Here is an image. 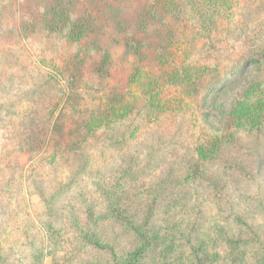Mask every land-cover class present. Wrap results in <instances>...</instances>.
<instances>
[{
    "label": "rangeland",
    "instance_id": "1",
    "mask_svg": "<svg viewBox=\"0 0 264 264\" xmlns=\"http://www.w3.org/2000/svg\"><path fill=\"white\" fill-rule=\"evenodd\" d=\"M38 1L0 0V264H110L83 241L101 222L103 236L121 252L132 245L122 228L101 220L105 193L111 191L128 211L141 215L153 201L150 193L169 174H175L178 203L171 264H193L188 239H180L192 218L201 220L204 264H260V208L247 211L252 231H236L220 217L210 194L198 189L191 170L197 176L219 172L222 165L205 155L221 144L230 161L250 169L260 163L264 167V124L247 131L226 126L240 89L206 93L208 77L196 83L178 75L188 66L210 64L212 58L202 51L201 41L191 39V20L175 15L177 36L168 51L173 61L166 64L150 48H145L146 60L138 63L126 54L121 37L115 35V43L108 39L110 63L104 74L99 51L83 54L59 36L21 33L28 12L24 6ZM223 7L225 16L213 38L217 49L211 51L230 68L249 49L264 47V0H229ZM90 124L94 128L85 145L82 136ZM81 155L88 159L87 174L76 187L64 188ZM130 155L145 174L132 186H122L118 176L129 166ZM224 181L231 182L229 189L235 182L243 191H256L237 179ZM59 191L50 216L43 198ZM225 234L237 243L224 240ZM192 244L198 249L194 239Z\"/></svg>",
    "mask_w": 264,
    "mask_h": 264
},
{
    "label": "trees",
    "instance_id": "2",
    "mask_svg": "<svg viewBox=\"0 0 264 264\" xmlns=\"http://www.w3.org/2000/svg\"><path fill=\"white\" fill-rule=\"evenodd\" d=\"M226 1L229 0H203L202 3L193 0H185L181 3H175V0H145L144 2L141 0H39L34 4L35 6L33 4L24 6V9L28 10L27 20L21 24L20 30L27 36L38 33L59 36L76 46L77 50L83 54L93 50L101 52L100 67L105 74L110 63L107 40L111 39L115 43V35L121 37L126 54L134 56L138 63L146 60L145 48H150L156 54L154 58L159 63L166 64L173 61L168 51L172 49L171 45L175 44L177 36L173 29L178 19L175 15L179 17L184 15L183 20L187 19V22L191 20L188 29L191 39L201 41L202 51L210 52L212 58L209 59L210 64L188 66L178 71V75L194 80L196 83L208 77L209 81L205 84L206 93L220 94L240 89L241 98L233 114L224 124L234 127L237 131L255 128L260 130L264 124V47L260 50L249 49L247 54L233 60L230 68L213 55L217 49L215 47L217 42L213 40L214 32L225 16L223 6ZM186 35L183 33V38H188ZM178 42L183 43L181 40ZM224 67L226 68L223 69ZM140 69V66L137 67V71ZM151 117L152 114H149L148 118ZM93 128L94 124H90L84 131L82 142L85 145L90 138L89 129L93 131ZM222 151L223 144L212 148L205 155V159L208 158L212 163L222 165L219 172H206L197 176V171L191 170L192 176L197 177L198 189L202 188L210 194L218 213H221L220 217L229 227L236 228V231H252V223L249 222L247 211L255 206L264 214V167L262 163L257 169L236 164L226 158ZM129 157V166L124 168L118 176L122 186H127L145 174L136 165L140 166V163H137L138 159L131 155ZM87 165L88 159L81 155L77 170L64 188L76 187L80 183V178L87 174ZM224 177H229L232 181L240 180L248 187H254L256 191H243L241 187L235 186V182L229 189L228 184L231 182L226 183ZM173 179L175 174H169L164 182L150 193L149 198H153V201L149 200V203H146L141 215L128 211L126 204L119 199L116 200L111 191L105 193L106 212L101 220L122 228L123 234L130 238L132 245L121 252L118 244L108 242L105 235L103 236L100 230L103 225L100 222L97 230L92 233L87 232L88 235L85 233L83 241L86 248H91L99 255L105 256L110 264H171L172 256H175L176 236L175 229L171 230V228H175L173 222L175 206L178 204L175 201ZM60 192L62 191L43 198L46 212L50 216L55 213ZM170 196H173L171 200L161 202ZM200 222L201 220L192 218L191 223L185 228L186 232L180 235V239H188L192 247L190 249L193 264H204L203 258L206 254L198 237L201 229ZM169 224L174 226L169 227ZM121 237L118 235L117 239ZM192 239L198 242V249L193 248L195 245L192 244ZM224 240L233 245L237 243L226 234ZM161 248L164 249L161 250ZM156 258L159 261L154 263ZM93 264L102 263L95 261ZM260 264H264V252Z\"/></svg>",
    "mask_w": 264,
    "mask_h": 264
}]
</instances>
